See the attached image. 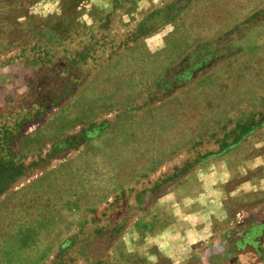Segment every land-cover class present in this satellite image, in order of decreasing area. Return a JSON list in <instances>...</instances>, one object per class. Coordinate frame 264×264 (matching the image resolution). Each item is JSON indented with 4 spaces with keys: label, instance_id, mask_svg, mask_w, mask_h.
I'll use <instances>...</instances> for the list:
<instances>
[{
    "label": "rangeland",
    "instance_id": "obj_1",
    "mask_svg": "<svg viewBox=\"0 0 264 264\" xmlns=\"http://www.w3.org/2000/svg\"><path fill=\"white\" fill-rule=\"evenodd\" d=\"M0 264H264V0H0Z\"/></svg>",
    "mask_w": 264,
    "mask_h": 264
},
{
    "label": "crops",
    "instance_id": "obj_2",
    "mask_svg": "<svg viewBox=\"0 0 264 264\" xmlns=\"http://www.w3.org/2000/svg\"><path fill=\"white\" fill-rule=\"evenodd\" d=\"M215 245H219V243H215ZM205 256H207V257H208L209 255H207V254H206Z\"/></svg>",
    "mask_w": 264,
    "mask_h": 264
}]
</instances>
